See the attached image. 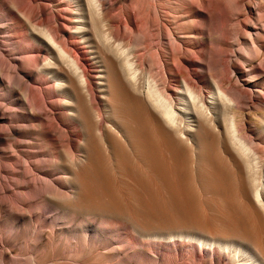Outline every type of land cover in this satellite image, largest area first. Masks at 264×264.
<instances>
[{"label": "bare ground", "instance_id": "1", "mask_svg": "<svg viewBox=\"0 0 264 264\" xmlns=\"http://www.w3.org/2000/svg\"><path fill=\"white\" fill-rule=\"evenodd\" d=\"M82 1L66 0L67 14L78 13L75 17L82 19L78 23L81 27L73 33L66 31L69 27L65 22L62 27L56 26L44 5H31L28 9L33 14L32 21L37 19L39 24L45 25L42 35L27 34L14 21L19 33L13 43L19 48L13 47L11 51L17 48L19 52L16 50L9 61L0 58V81L6 78L9 93L16 86L24 87V108L29 113L3 119L5 124L0 127V136L6 139V146L1 147L0 152L8 157L6 153L24 142L20 138L23 130L38 131L48 144L44 150H30L27 161L19 155L9 156L16 159V163L8 162L0 171L14 179L13 184L19 187L23 179H29L27 184L40 193L56 190L53 183L57 180L64 186L68 182L73 184L74 175L79 188H84L87 174L89 187L97 186L99 191L110 193L105 203H110L111 208H122L121 200L109 187H101L97 179L99 173L104 175V161H123L128 169H134L136 161H143L139 199L143 212L166 213L153 192L147 176L149 169L169 190L176 212L190 215L195 210L194 198L180 170L181 161H208L213 169L210 187L226 197L229 211L241 214L234 208L232 186L229 189L224 163L217 161H233L238 168L242 161H248L253 169L252 185L248 188L241 183L242 196L256 204L252 205L254 210L258 205L264 208V179H260L251 163L260 161L257 156L260 144L235 118L230 121L227 115L228 106L237 109L242 103L264 108V96L246 101L253 92L239 85L238 76L232 74L238 62L228 61V51L221 48L220 19L225 14L228 17L226 4L221 0H178L180 11H177L184 12L186 20L184 24L177 23L183 39L176 36L173 28L168 29L171 26L164 19L166 13L162 4L153 0L125 3L116 0L115 4H121L119 13L111 17L110 25H104L105 35L97 29L94 39L85 21L92 16L94 7L97 12L102 11L105 2L88 0L83 6ZM75 8L78 12H74ZM254 12L246 7L243 15L252 20ZM123 32L131 40L133 34L141 38L147 50L138 54L141 67L132 59L133 50L119 42ZM247 32L252 37V33ZM78 35L85 38L84 44ZM176 40H181L182 45ZM41 45L46 46L45 54ZM251 46L257 50L253 39ZM90 47L97 48V52ZM20 67L26 71L24 75L19 73ZM237 68L248 69L250 74H263L264 56L243 60ZM200 70L205 71L207 82L202 79ZM28 73L37 76L33 83L37 87L28 84ZM176 82H182L183 87ZM14 121H23V124L15 125ZM35 147L42 148L40 144ZM203 147L206 152L202 154ZM165 161H174L177 179H173V169ZM43 163L49 168H43ZM28 164L37 171V178L31 179L34 172ZM15 165L23 169L16 171ZM85 166L90 167V173ZM197 166L201 168L200 164ZM41 169H45L44 173H40ZM17 174L23 179H17ZM203 181L205 179L202 185ZM235 195L241 200L238 193ZM14 196L15 205L6 201L10 213L16 209L25 211L23 206L28 203L19 194ZM55 202L50 200V204ZM236 220L239 217H235ZM197 231L192 238L206 244L214 254L206 255L201 246V251L193 246L194 257L199 258L201 264H222L227 263L226 260L233 264H264V249L257 234L243 228L230 230L228 236L206 233L199 228Z\"/></svg>", "mask_w": 264, "mask_h": 264}, {"label": "rangeland", "instance_id": "2", "mask_svg": "<svg viewBox=\"0 0 264 264\" xmlns=\"http://www.w3.org/2000/svg\"><path fill=\"white\" fill-rule=\"evenodd\" d=\"M122 1L132 2V0ZM221 1L226 4L228 9V17L225 14V17L220 19V24L223 27L220 31L223 41L221 48L225 52L228 51V61L238 62L235 64L236 70L232 74L238 76L239 85H244L250 92H253L246 98V101L251 102L260 95L264 96V73L250 74L248 69L237 67L243 60L264 56L262 47L264 43V0ZM104 2L105 5L100 12H97L96 8L92 6L94 12L85 21L89 25L90 31L88 32H90L91 38L95 37L97 29L105 35L106 27L111 24V17L117 16L119 13L121 4H115L116 0H104ZM153 2L164 6L165 13L169 14L164 16V19L169 22L168 25L171 26L168 29L172 31L173 28L176 36H182L184 39V35L177 29L178 24H184L186 21L183 17L184 12H178L180 11L177 7L179 1L153 0ZM82 3L83 6H86L88 0H83ZM31 5L38 7L44 5L50 11L56 26L62 27L64 22L67 24L69 27L67 32H76L81 27L78 23L82 19L75 17L78 13H72L70 16L67 14L66 8L69 7V4L66 3V0H0V43L2 44L0 45V58L5 61L14 58L13 53L19 48L13 43L19 33L14 21L18 22L21 31L34 37L38 33L42 35L45 30V25L39 24L37 19L32 21L33 14L28 10ZM246 7L255 11L252 20H247L243 15V10ZM170 8L175 12H172ZM77 10L75 8L74 12H78ZM60 15L61 17L58 18ZM69 17L71 19H68ZM176 18L181 19L180 22ZM104 25H106L105 28ZM247 30L252 33V37ZM222 31L225 33L222 34ZM125 33L123 32L119 42L125 48L133 50L132 59L141 67L138 54H144L147 50L137 34H133L131 40ZM80 35L78 36L84 44L85 38ZM252 39L257 42V50L251 46ZM176 41L182 45L181 40ZM13 47L17 48L11 51ZM40 47L45 54L46 46L41 45ZM90 50L97 52V48L90 47ZM17 52L19 51L17 50ZM16 57L21 62L20 56L16 55ZM203 70L205 69L203 68ZM24 71L23 67H20L21 75L25 74L26 71ZM200 72L203 75L202 79L207 82L209 78L205 71L200 70ZM5 76L7 77L8 74L6 73ZM27 78L29 79L28 84L34 85L37 76L28 73ZM143 78L146 80L147 76H143ZM5 79L0 81V127L5 124L4 118L29 113V110L24 108L26 103L24 87L16 86L9 93ZM179 83L183 87L182 82H176V84ZM211 85L214 87V84ZM34 86L37 87V84ZM3 112L8 114L5 115ZM227 115L230 121L235 118L237 124L242 125L247 133L251 134L260 144V152L257 155L260 161H251V163L260 179L263 180L264 108L242 103L237 109H234L233 105L228 106ZM22 122L14 121V124H23ZM256 129L259 132H256ZM20 135L24 142L15 146L11 152L6 153L8 157L0 152V168L8 162L16 163V159L9 156L19 155L22 160L27 161L30 150L39 151L47 148L48 140L38 131L23 130ZM260 141L263 142L260 143ZM39 144L42 148L35 147ZM5 146L6 139L4 136H0V148ZM205 152L206 149L203 147L200 153ZM44 158L48 159V156H44ZM217 162L224 163L222 165L227 173L229 189L232 186L230 191L233 193L231 198L234 201V208L237 207V211L246 219L241 214L229 211L226 197L216 193L210 187L213 169L208 161H181L180 170L183 171L182 174L187 179L194 198L195 210L190 215H180L176 212L169 190L149 169H147V176L153 192L166 213L145 214L143 212L139 204L143 161H136L134 169H128L123 161H104V175L99 173L97 179L101 187H109L110 192L121 200L122 208L119 206L111 208L110 203H105L110 193L107 190L99 191L97 186L89 187L87 174H85L86 185L84 188H79L74 175L73 184L68 182L64 186L61 181L57 180L53 183L56 190L49 189L40 193L34 189V186L27 184L29 179H23L17 174L15 176L17 179L20 177L24 180L22 186L19 187L17 184H13L14 179L11 180L10 176H6L0 171V264H188V262L193 264V260L201 264L200 259L194 257L196 249L193 246H198V249L201 246L204 249L202 252L206 255L214 256V254L206 244L198 241L196 237L192 238L198 232V228L206 233L224 236H228V232L232 229L243 228L246 232L259 235L260 245L264 249V208L258 205L254 210L253 207L256 204L248 202L249 200L243 198L241 193V183L251 188L253 169L248 166V161H242L240 168L233 161ZM165 163L173 169V179H177L174 161H165ZM199 164L200 169L197 166ZM43 165V168H49L45 163ZM28 167L34 172L31 179L37 178V171L33 166L28 164ZM85 168L86 172L90 173V167L85 166ZM15 169L19 171L23 168L15 165ZM44 171L45 169H41L40 173H44ZM198 174L203 179L201 177L200 179ZM204 175L206 177H203ZM198 178L201 181L205 179L203 185ZM204 185L208 189L207 187L205 189ZM235 187H237L236 192L241 200L235 195L237 194ZM16 194H19L20 198L28 205L23 206L25 211L16 209L15 212L10 213L6 201L15 205L14 195ZM51 199L56 202L50 204ZM235 217H239V220L235 221ZM199 250L201 251V249ZM226 261L227 263L223 262L222 264H233L232 261Z\"/></svg>", "mask_w": 264, "mask_h": 264}]
</instances>
